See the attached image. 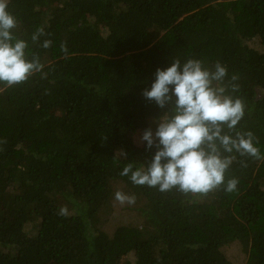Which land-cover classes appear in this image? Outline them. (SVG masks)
<instances>
[{
  "label": "trees",
  "instance_id": "16d2710c",
  "mask_svg": "<svg viewBox=\"0 0 264 264\" xmlns=\"http://www.w3.org/2000/svg\"><path fill=\"white\" fill-rule=\"evenodd\" d=\"M8 10L44 69L0 83V264H264V159L236 154L232 193H161L119 175L155 154L136 135L155 133L167 109L142 93L177 58L238 77L237 129L264 157V0H9ZM41 27L48 49L31 41Z\"/></svg>",
  "mask_w": 264,
  "mask_h": 264
},
{
  "label": "clouds",
  "instance_id": "9594fccd",
  "mask_svg": "<svg viewBox=\"0 0 264 264\" xmlns=\"http://www.w3.org/2000/svg\"><path fill=\"white\" fill-rule=\"evenodd\" d=\"M8 9L9 0H0V83L13 87L42 73L44 65L38 55L26 57L28 44L14 35L17 19ZM46 35L42 27L38 28L31 41L48 49L52 41L40 40ZM61 50L66 54V45H61ZM227 76V67L219 61L214 70L204 67L201 60L182 63L179 58L166 69L158 68L150 90L142 93L160 109H167L155 121V133L148 128L141 137L148 150L155 147V154L140 167L128 162L119 175L129 177L136 186L157 188L161 193L176 189L185 195H206L221 186L227 193L234 192L239 180L230 178L225 182V174L236 154L264 157L254 145L255 134L237 129L245 115V104L233 95L239 91L235 83L238 77L233 75L226 82ZM115 157L126 159L127 152L121 149ZM114 198L120 204L136 202L134 195L121 191L115 192ZM59 213L67 215V208Z\"/></svg>",
  "mask_w": 264,
  "mask_h": 264
},
{
  "label": "rangeland",
  "instance_id": "374dc122",
  "mask_svg": "<svg viewBox=\"0 0 264 264\" xmlns=\"http://www.w3.org/2000/svg\"><path fill=\"white\" fill-rule=\"evenodd\" d=\"M142 132H139L137 135H136V143H137V145L139 146V147H141V146H143V144L145 143V142H141V137H142ZM118 207H116V210H115V212L114 213H112V214H109V216H107V222H106V226H105V228L108 230V231H111V230H113L115 227H116V224H118V222L116 221V219L118 218L119 219V216L117 217V214L118 213H120V210L119 209H117ZM117 211V212H116ZM116 216V218H114ZM130 217H132V216H130ZM123 218H128V217H126V215L123 217ZM134 221V219L133 218H130V221L129 222H133ZM238 247H233L232 249H234V250H230L231 251V253H229L230 254V258L231 259H233V260H235V259H239V260H241L240 259V253H239V250L237 249ZM229 251V252H230Z\"/></svg>",
  "mask_w": 264,
  "mask_h": 264
}]
</instances>
